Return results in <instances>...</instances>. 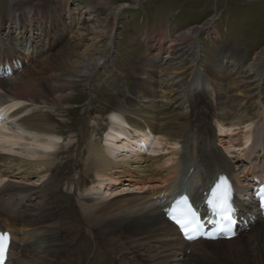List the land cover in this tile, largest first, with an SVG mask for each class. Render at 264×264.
Segmentation results:
<instances>
[{
    "label": "bare ground",
    "instance_id": "1",
    "mask_svg": "<svg viewBox=\"0 0 264 264\" xmlns=\"http://www.w3.org/2000/svg\"><path fill=\"white\" fill-rule=\"evenodd\" d=\"M92 1L88 0V7ZM34 4V0H27L18 8H24L23 15L29 18L32 9L27 7L40 5ZM123 4L120 10L128 6L126 2ZM15 10L14 7L7 8L1 23L6 21L7 13L15 23L18 20ZM118 15L108 24L109 29L99 34L110 35L112 39L105 43L104 49L92 50L91 45H87L86 58L82 59L84 65L78 73H54L43 81H34L27 70L22 73L17 70L20 66L9 76L4 68L0 72V105L8 104L1 113L5 117L13 112L0 120V233L8 234L12 240L6 264H264V217L257 199L250 196V192L249 201H241L244 189L239 187L245 185L251 190L262 178L264 101L256 107L260 118L257 122L248 114L249 101L243 107L239 106L243 102L241 99L237 103L234 100L219 101L214 82L210 84L202 72L205 60L200 35L214 28L213 19L208 24L182 30L168 46L167 36L162 32L157 39L143 35L148 49L156 50L158 58L165 52L168 53L166 59L172 60L186 54L195 65L192 82L185 87L181 84L182 89H178L180 98L167 97L166 88L158 95L154 88L145 87L143 81L133 83L130 98L124 107L109 116L111 122L104 142L88 138L84 161L98 179L97 183L93 181L90 189L96 191L93 192L96 201L90 203V197L82 196L77 198V204L65 203L66 211L72 216L74 230L61 237L71 224L54 221V213L59 215L60 212L50 208L54 205L53 193L59 192L61 185L67 183V179L53 183L50 176L57 160L55 150L62 139L50 112L57 111V106L69 99L79 85L92 83L97 69L106 64L107 58L116 60L118 52L113 53L112 47L119 23ZM20 27L27 29L24 25ZM190 38L194 40L189 46H180L179 40ZM7 40L9 46L3 53V59L0 58L3 64L20 54L17 42ZM27 41L25 37L20 45L27 50L24 54L32 61V55L28 56ZM167 47L171 50L168 51ZM33 51L37 54L36 58L43 55V48H34ZM97 51L100 55L105 53L107 58L101 62L104 55L96 56ZM227 51L224 58L234 61L235 54ZM70 55L71 51L62 54L65 58ZM142 60L145 64L152 61L148 54ZM145 64L141 63L140 71H137L146 73ZM150 64V74L159 66L164 67L160 60ZM247 69L249 75L256 74L264 84V49L255 54ZM210 72L213 73V70ZM214 75L219 77L217 72ZM172 82L173 79H167L161 88L171 87ZM235 85L237 87L239 83L231 81L229 88ZM173 86L169 93L174 90ZM94 98L93 93L80 106L86 112L91 110ZM84 129L81 127V132ZM140 129L147 131L141 132ZM152 133L156 135L154 139ZM233 133H245L240 144L234 142ZM164 150L170 151L169 155L158 154ZM245 162L247 169L240 173L239 163ZM190 167L194 168L191 175L195 182L192 185L193 198L199 205L205 200L204 192L210 191L221 176L228 179L239 217L249 220L248 226L239 227L237 237L187 242L166 218L165 206L177 193L182 172L188 175ZM197 173L202 174L196 176ZM15 178L19 181H14ZM196 184L199 186L197 189ZM75 185L78 189L81 182ZM137 191L142 194L140 197H125L115 206L105 199L110 195L136 194ZM74 194L77 196L76 191ZM6 195L9 200L5 199ZM38 197L43 198L42 201L33 203ZM153 197H158L159 203H154L151 200ZM148 200L152 203L146 204ZM236 240H239L238 243H235ZM62 241L72 245L70 249L66 248L67 256H61L59 249ZM211 244L214 246L210 247ZM216 250L228 253L227 256L234 252L240 257L214 261L219 258L214 255Z\"/></svg>",
    "mask_w": 264,
    "mask_h": 264
},
{
    "label": "rangeland",
    "instance_id": "2",
    "mask_svg": "<svg viewBox=\"0 0 264 264\" xmlns=\"http://www.w3.org/2000/svg\"><path fill=\"white\" fill-rule=\"evenodd\" d=\"M24 1L27 0H14V1L0 0V3L2 4L0 7V14L3 13V9H5V7L8 8L15 7V9L18 10V12L22 11V7L18 8V5L20 6V3L22 4V2ZM115 1L116 2H113L111 0H93L90 7H88L89 6L88 0H80L75 2H71L70 0H51V2L48 0L45 1L34 0L35 4L40 3V5H36L34 8H39V10H44L45 7L52 6L53 4L52 5L50 4L54 3L56 8L58 9V12L62 13L61 12V8H62L63 12L66 13V16L63 15L64 22L68 23V21L72 20L70 19L71 17L74 20H77L78 24L73 23L74 25L73 32L72 33L66 32L65 35L67 36L65 37L64 41L58 43L56 47L50 51V54L47 56V59L45 58L46 60L45 59L41 60L44 63H41V61L39 63L34 61L32 63L27 64L26 65L27 68L24 71L27 70V73L29 74L30 78H32L34 81H43L45 78H49L50 76H53L52 74L54 73L63 72L66 73V75H71L72 72H76V73L80 72V70L83 68L84 65L82 59L86 54L85 51L86 48H88V46L91 45L92 50L104 49L105 43L107 41H110V39H112L110 35L107 36L106 34H103L99 36V34L104 29L106 30L109 29L108 27H110V25L108 24L111 23L113 19H115V17L120 13V8L124 6V4L123 3L120 4L118 1H129V3L126 2V4L128 5L125 6L126 9L125 10H123V8L121 9L123 10L121 16H123V14L127 12V10L131 9L133 6H137V4L141 3V0H115ZM159 1L160 0H143L142 5L138 6V8H133L129 10L130 12L129 20H122L128 18V12L126 18L123 17L122 19H120L119 16L120 14L118 15L120 23L122 20V25L126 29L123 30V28H120L119 32L117 29L118 33L113 38V41L115 40L114 44L116 42L115 45L117 46V51L119 53H122L117 57V62L116 63L114 62L117 69L120 70L121 76H119V78L117 76L116 80L108 76L109 73H112L114 71V67H113L114 63L111 61H109V64L106 68L104 65L98 69L97 76L95 77L93 83L97 95L93 104L94 109L88 113H85L84 112L85 108H83L84 109L83 110L81 106L75 105V104L83 103L86 100V98L93 92L92 85L90 86L80 85L78 88L75 89L74 92H71L69 99H66L65 101L62 102V104L57 106L59 108L57 111H52L50 113V115L53 118V121L58 125L59 132L60 133L62 132V142L58 145L56 149L59 151H57L58 154L57 162H56L57 164L55 165L57 168L54 169L53 171V174H56L55 180H60L65 177H68L70 182L75 183L77 181H81L82 179L83 180L87 179L88 182H91L94 179L93 173L89 170L91 169L90 166L86 165L84 161L86 157L85 152L86 150H88L87 148L88 138H90L91 135V137H93V140L101 141L102 128H104L108 123L106 118L109 114H107V112L110 110H119L122 108L123 104H125L126 99L130 97L129 93L131 95V92H129L128 89L130 88L133 89V83L141 79H143V81L148 80L146 79V77L142 78L143 77L142 74H140L139 76L138 75L139 73L138 74L136 73L137 70L140 71L141 63L145 64V62H143L144 60H142L143 56L145 55V53L148 54L149 52V49H147V46L143 43L141 36L139 37L138 32L140 31V33H145L149 31V33H152L155 29L158 30L161 25L164 26V19L166 17H168L171 22L173 19L176 18L181 25L185 24L184 27H186L188 25H191L192 23H198V22L201 23L202 20L205 21V19H207L211 15H218L216 11L218 13H220V11H223L224 17L226 14L225 20L222 19L218 22V26L221 29L220 30L221 34L219 35V37L215 38L213 36L214 34L211 33H203V34L201 33V37H200L202 40L201 44L202 46H204L203 51L205 54V56L203 57L207 60V61L205 60L204 62V66L202 67L204 68V70H202V72L204 73L210 84L214 82V86L216 87L218 94L220 96V101L227 102L229 100L230 101L234 100L237 103L241 99V101L243 102L239 104L240 107H243L245 103L249 101L248 104L250 111L248 110L249 111L248 114L252 116L256 122L260 119L258 114L256 113L258 109L256 107L258 105L260 106L261 102L264 101V84H261V81L258 79V76L256 74L253 73L249 75L250 72L247 69V64L249 62H252L255 54H257L259 51L264 49V0H162L161 2ZM46 3L47 5L45 6ZM129 4L132 7L127 8L130 6ZM66 8L68 9L70 8L72 10L67 11ZM157 10L162 16L161 25H159L160 24L159 20L154 19ZM172 16H174V18H172L171 20ZM53 18L56 21L60 20V19L57 20L55 16ZM142 19H145V23L144 21L141 23ZM20 20L22 23L26 25H30L28 29L32 30V32L35 33L36 37L42 33L41 38L43 41H39V43L44 42L45 44L48 45L49 41L50 42L54 41L52 39L54 35L56 34V36H58L59 33L62 31L61 27L54 26L51 24L50 17L46 19L41 17V21H38L36 16H34V18H32L31 21L30 20L23 21L22 18H20ZM67 23L65 25H67ZM119 25L120 24L118 23V26ZM133 26H140V27H135L133 30L132 28ZM184 27H176V25L171 26L170 32L174 36L168 35L167 33L168 30L164 32V35L167 36V40H168L167 46L170 44L172 38L177 37L182 30L186 29ZM180 28H184V29L179 31ZM16 30L17 29H15V35L18 36V38H20L21 34H19V31ZM134 31H136L137 37L134 36ZM8 33H9V27L4 28V30L0 32L1 38L4 40L8 36H10L9 38H11L10 33L9 35ZM39 39L40 38L37 37V40ZM193 40L194 38H190L185 41L179 40V43L180 46H187V45L189 46L191 42H193ZM115 45L112 47L113 48L112 51H114ZM167 49L168 51L171 50L169 47H167ZM227 50H229V52L232 51L233 55L235 54L236 57L234 61L228 58H226L228 62L226 61V59L225 61H223V55L226 53ZM67 51L68 52L71 51V55L70 57L67 56L65 58L62 56V54L66 53ZM150 53H151L150 56L155 55L154 52H150ZM104 54L105 53H102L100 55V51L96 52V56L98 55L103 56ZM105 55L100 60L101 62L105 58ZM150 56L148 55L149 59H152L151 62L160 59V61H162L163 63V60L165 59L162 65L164 67L161 66L158 67V68L161 67V72L157 71V73L154 74L156 78H150L151 81L154 80L158 81L157 82L158 85H156V88H154L156 89L155 93L161 95V92L165 88L167 89V87L161 88V86H164L167 83V79L170 78V81L173 79L172 83L174 85L173 86L174 90L169 93V89L172 86L167 84V86H171V87L167 90V92H165V94L169 98L170 97L180 98L181 96L178 93V89L181 90L182 89L181 84L190 81L192 77V71L193 73L195 71V65L188 60L187 58L188 56L186 54L182 55L181 58H177L173 60L166 59L168 53L167 56L164 54V57L166 56L165 58L160 56L157 59V55H156L155 60H153V57ZM84 58H86V56ZM151 62H147L145 64V68L146 67L148 68V69L146 68L147 69L146 72L150 71L152 67L150 64ZM53 65L55 66L54 68ZM132 66L133 67L135 66L134 72L136 76L139 77L140 79L137 77L136 79L135 78L133 79L134 77L133 75L135 74H132L133 72ZM210 70H213V73H211ZM216 72L219 74V77H216V75H214V73ZM149 76H152V74L149 73ZM218 78L220 80H218ZM209 79L212 80V82ZM162 80L164 82H162ZM123 81L125 82V84ZM231 81L238 82L239 85L242 84V86L240 87L238 85L236 87L235 85L229 88ZM152 83H155V81L151 82V84ZM148 85L149 83H147V86ZM219 87H222L221 90L219 89ZM250 88L251 90L248 91V89ZM151 89H153V87H151ZM244 89L247 91H245ZM66 103H68L69 106ZM82 126L86 127V132L84 130L82 133H80V129ZM233 134H234L233 137L234 142L240 144L244 136L243 134L245 133L243 134L233 133ZM227 138L228 137L226 136V139ZM169 153L170 151L164 150L159 152L158 154H162L163 156H166L169 155ZM18 180L19 179H16V181ZM67 187L68 186H63L62 191L67 192L70 195L69 197L66 198V202H64L63 204L64 206L59 208L58 206L55 205L56 207H58L56 211H59L60 213L59 215H57V213H54V215L58 216L59 221L64 222L65 220L68 223L69 221H71L70 222L71 225H69V229L66 230L68 231L67 234H69V232L74 230V226H72L73 220L72 218H70V220L62 218V214L72 217L70 213L66 211L65 203L71 202L72 204H76V199L74 195L71 193L70 184H69V188ZM85 188L86 185L82 184L81 189H85ZM117 190L119 191V189ZM140 195H141L140 193L118 195L119 197L118 196L112 197L113 195L112 196L110 195L111 198L105 197V199L107 202H111L112 205L115 206L119 204V200L121 201V199H124L125 197L126 198L133 196L140 197ZM70 196L73 197L71 200H69ZM5 199L9 200V196L6 195ZM63 199H64V193L62 195L58 193L55 195L54 198L56 202H61L63 201ZM89 201H91L90 203L95 202V200H89ZM145 203L151 204L150 201H147ZM3 206L6 207V205ZM54 218L57 219L56 216H54ZM58 220H54V221H58ZM244 238H248V237H244ZM238 241L239 240H236L235 243H238ZM65 245L67 246L66 248L69 247V249L70 246H72V245H67L66 243H64V241H62L61 249H59L60 253L63 252ZM211 246H214V244H211ZM58 251H57V258L61 262V258L58 256ZM66 251L67 250L65 249L64 256H67L68 251L67 253ZM226 254L228 253H220L216 250L214 255L219 256V258H216L214 261H220V260L230 261L233 258L240 257L238 254L234 252H232L231 256H227ZM75 264H83V262L75 263Z\"/></svg>",
    "mask_w": 264,
    "mask_h": 264
},
{
    "label": "snow or ice",
    "instance_id": "3",
    "mask_svg": "<svg viewBox=\"0 0 264 264\" xmlns=\"http://www.w3.org/2000/svg\"><path fill=\"white\" fill-rule=\"evenodd\" d=\"M4 115L0 113V120ZM264 204V188L257 193ZM211 214L215 219L209 223L214 224L215 233L205 234L203 231V222L199 213L193 208L187 197H182L168 209H166L167 218L178 226L181 233L187 240H196L200 237L215 239L220 234L233 235L232 226L235 223L236 207L232 201L231 185L226 177L221 176L213 187L210 195L206 199ZM9 249V235L0 233V264H6L7 253Z\"/></svg>",
    "mask_w": 264,
    "mask_h": 264
}]
</instances>
